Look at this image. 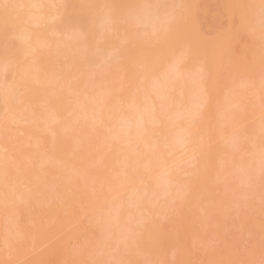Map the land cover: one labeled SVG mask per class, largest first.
<instances>
[{
  "label": "rangeland",
  "instance_id": "374dc122",
  "mask_svg": "<svg viewBox=\"0 0 264 264\" xmlns=\"http://www.w3.org/2000/svg\"><path fill=\"white\" fill-rule=\"evenodd\" d=\"M25 1L0 0V264H264V0Z\"/></svg>",
  "mask_w": 264,
  "mask_h": 264
},
{
  "label": "bare ground",
  "instance_id": "6f19581e",
  "mask_svg": "<svg viewBox=\"0 0 264 264\" xmlns=\"http://www.w3.org/2000/svg\"><path fill=\"white\" fill-rule=\"evenodd\" d=\"M5 1H6V0H5ZM32 1H33V0H32ZM51 1H56V2H61V3L64 2V0H51ZM157 1H158V0H157ZM157 1H155V2H157ZM162 1H163V0H162ZM181 1H183V0H181ZM34 2H35V1L31 2V0H28V1L23 2L21 6H22L23 9H28V10H29L31 7L38 8V7L41 6V4H39V5L37 6V4L34 3ZM48 2H50V1L48 0ZM101 2H102V1H101ZM164 2H165V1H164ZM246 2H247V1H246ZM246 2H245V4H246ZM6 3H7V2H6ZM51 3H52V2H51ZM89 3H91V2H89ZM110 3H111V2H110ZM104 4H105V3H104ZM115 4H116V2H115ZM154 4H155V3H154ZM163 4H164V3H163ZM63 5H64V4H62V7H63ZM109 5H110V4H109ZM101 6H102V5H101ZM64 7H65V6H64ZM111 7H112V9H111ZM139 7H140V6H139ZM250 7H251V6H250ZM113 8H114V7L110 5V9L113 10ZM143 8H144V7H143ZM155 8H156V7H155ZM162 8H163V7H162ZM46 9H47V7H46ZM160 9H161V8H160ZM256 9H257V8H256ZM47 10H48V9H47ZM111 10H109V8H108L107 11L109 12V11H111ZM131 10H132V8H131ZM138 10H139V9H138ZM155 10H157V9H155ZM263 10H264V7H263ZM45 11H46V10H45ZM65 11H66V10H65ZM121 11H122V9H121ZM26 12H27V11H26ZM92 12H93V11H92ZM92 12H91V10H90V14H89V15H91ZM136 12H137V11H136ZM154 12H155V11H154ZM53 13H54V12H53ZM63 13H64V9H61V10H59V11H56L55 14H53L52 18H50V20H52V19H54V18H58V17H60L61 15L64 16ZM120 13H121V12H120ZM141 13H142V12H141ZM36 14H38V13H36ZM66 14H67V12H66ZM68 14H69V13H68ZM68 14H67V15H68ZM92 14H93V13H92ZM94 14H95V13H94ZM94 14H93V15H94ZM106 14H107V13H106ZM124 14H125L126 16H127V15H130V14L135 15L132 11H131V13L129 14V10H125V11H124ZM155 14H156V12H155ZM34 15H35V13H34ZM109 15H110V17H109ZM109 15L107 14V18H106L107 25H108L107 28L109 29L110 32H115V31H117L118 20H115V17L111 16L110 13H109ZM120 15H121V14H120ZM143 15H144V14H143ZM146 15H147V14H146ZM156 15H157V14H156ZM69 16H70V15H69ZM114 16H115V15H114ZM118 16H119V15H118ZM30 17H31V16H30ZM103 17H104V15H103ZM124 17H125V16H124ZM146 17H147V16H146ZM151 17H153V16H151ZM154 17H155V16H154ZM157 17H158V16H157ZM36 18H37V17H36ZM90 18H91V17H90ZM90 18H89V20H90ZM120 18H121V17H120ZM139 18H141V16H140ZM139 18H138V19H139ZM143 18H144V17H143ZM5 19H6V18H5ZM63 19H64V18H63ZM67 19H68V18H67ZM102 19H103V18H102V16H101V22H102ZM117 19H118V18H117ZM132 19H133V18H132ZM135 19H137V18H135ZM147 19H148V18H147ZM65 20H66V19H65ZM65 20H64V21H65ZM91 20H92V19H91ZM154 20H156V18H155ZM161 20H162V19H161ZM165 20H166V19H165ZM260 20H261V19H260ZM26 21H27V20H26ZM64 21H63V22H64ZM99 21H100V20H99ZM108 21H109V24H108ZM116 21H117V23L115 24ZM150 21H151V20H150ZM156 21H157V20H156ZM56 22H57V21H56ZM80 22H81V21H80ZM93 22H94V21H93ZM93 22H90V23H93ZM101 22H99V25L101 24ZM103 22H104V20H103ZM171 22H172V20H171ZM38 23L40 24L41 21H40L39 19H36V20L34 19V20H32V22L29 21V26H26V27L23 28V26H21V24H20V21H19V20H18V21L15 20V21L13 22V25H14L15 27H19V29H20V30H17V33H16V34H18V36L21 37V39H23L24 41H26V43H28V42H29V39H31V34H32V32H33V30L30 28V25H35V24H38ZM64 23H65V22H64ZM112 23H113V24H112ZM144 23H146V21H145V22L143 21V23H141V25L146 26V24H144ZM167 23H168V22H167ZM50 24H51V23H50ZM67 24H68V23H67ZM67 24H66V25H67ZM70 24H71V23H70ZM74 24H75V23H74ZM104 24H105V23H104ZM135 24H136V23H135ZM150 24H151V23H150ZM154 24H155V22H154ZM159 24H161V23H159ZM86 25H87V24H86ZM90 25H92V24H90ZM96 25H97V24H96ZM139 25H140V24H139ZM24 26H25V25H24ZM53 26H54V25H53ZM103 26H104V25H103ZM57 27H58V26H57ZM133 27H134V26H133ZM139 27H140V26H139ZM141 27H142V26H141ZM87 28H88V27H87ZM87 28H86V30H87ZM103 28H104V27H103ZM153 28H154V27H153ZM82 29H83V28H82ZM155 29H156V28H155ZM160 30H161V29H160ZM160 30H159V31H160ZM162 30H163V29H162ZM18 31H19V33H18ZM51 31H52V30H51ZM69 31H70V30H69ZM149 31L151 32V28H150ZM99 32H100V30H99ZM147 32H148V31H147ZM150 32H149V33H150ZM154 32H155V30H154ZM100 33H102V31H101ZM143 33H144V32H143ZM152 33H153V31H152ZM152 33H151V34H152ZM58 34H61V33H58ZM64 34H65V33H63V35H64ZM116 34H117V33H115V35H116ZM156 34H157V31H156ZM61 35H62V34H61ZM6 36H7V34H6ZM9 36H10V35H9ZM9 36H8V37H9ZM18 36H16V38H17ZM35 36H36V35H35ZM57 36H58V35H57ZM91 36H92V35H91ZM97 36H98V35H97ZM99 36H100V35H99ZM123 36H124V35H123ZM43 37H44V36H43ZM121 37H122V36H121ZM124 37H126V36H124ZM74 38H75V37H74ZM77 38H79V37H77ZM88 38H89V37H88ZM90 38H91V37H90ZM34 39H36V38H34ZM43 40H46V39L44 38ZM132 40H133V39H132ZM31 41L33 42V40H31ZM46 41H47V40H46ZM70 41H71V39H70ZM123 41L125 42L126 39H122V42H123ZM34 42H35V41H34ZM48 42H49V41H48ZM60 42H61V41H60ZM122 42H121V43H122ZM61 43H62V42H61ZM119 43H120V42H119ZM121 43H120V44H121ZM187 43H188V42H187ZM40 44H41V43H40ZM50 44H51V43H50ZM65 44H66V43H65ZM125 44H126V43H125ZM125 44H124V46H125ZM129 44H130V43H129ZM26 45H27V44H26ZM63 45H64V44H63ZM68 45H69V44H68ZM81 45H82V44H80V46H81ZM151 45H152V44H151ZM190 45H191V44H190ZM28 46H29V45H28ZM82 46H83V45H82ZM37 47H38V45H33V46H31L30 50L28 49L29 51L27 52V54L32 55V53L34 52V50H36ZM45 47H46V45H45ZM8 48H9V47H8ZM77 48H78V47H77ZM85 48H86V47H85ZM97 48H98V47H97ZM118 48H119V47H118ZM118 48H117V49H118ZM4 49H5V48H4ZM100 49H101V48H100ZM100 49H99V50H100ZM190 49H192V47H191ZM199 49H200V47H199ZM44 50H45V49H44ZM197 50H198V49H197ZM197 50H196V51H197ZM80 51H81V50H80ZM82 51H83V50H82ZM92 51H93V50H92ZM101 51H104V50H101ZM101 51H100V52H101ZM111 51H113V50H111ZM196 51H195V52H196ZM203 51H204V49H203ZM75 52H76V51H75ZM87 52H89V51H87ZM95 52H96V51H95ZM0 53H1V52H0ZM105 53H106V52H105ZM111 53H112V52H111ZM92 54H93V53H92ZM108 54H109V53L107 52V55H108ZM19 55H20V54H19ZM82 55H84V53H83ZM113 55L115 56V54H113ZM48 56H49V55H48ZM92 56H93V55H92ZM98 56H100V55H98ZM105 56H106V54H105ZM195 56H196V55H195ZM25 57H26V56H25ZM83 57H84V56H83ZM112 57H113V56H112ZM32 58H33V57H32ZM34 58H35V57H34ZM89 58H91V57H89ZM89 58L86 57V59H89ZM94 58H95V57H94ZM101 58H102V57H101ZM109 58H110V57H109ZM208 58H209V57H208ZM21 59H22V58H21ZM98 59H99V58H98ZM105 59H106V58H105ZM27 60H29V59H27ZM181 61H182V60H181ZM9 62H10V60H9ZM72 62H73V61H72ZM102 62H103V61H102ZM210 62H211V61H210ZM107 63H108V62H107ZM107 63H106V68H104V69H107V68H108L109 65H107ZM10 64H12V63H10ZM14 64H15V63H14ZM18 64H19V63H18ZM25 64H26V63H25ZM19 65L23 66L22 64H19ZM27 65H28V64H27ZM37 65H39V64H37ZM69 65H70V64H69ZM111 65H112V64H111ZM25 66H26V65H25ZM31 66H32V65H31ZM33 66H34V65H33ZM98 66H99V65H98ZM98 66H97V67H98ZM101 66H102V65H101ZM178 66H179V65H178ZM258 66H259V65H258ZM17 67H19V66H17ZM23 67H24V66H23ZM69 67H70V66H69ZM99 67H100V66H99ZM115 67H116V66H115ZM115 67H114V68H115ZM175 67H176V66H174L173 68H175ZM75 68H76V67H75ZM114 68H111V69H114ZM244 68H245V66H244ZM259 68H260V67H259ZM1 69H2V68H1ZM7 69H8V68H7ZM10 69H11V68H10ZM30 69H31V68H30ZM43 69H44V68H43ZM46 69H47V68H46ZM98 69H99V68H98ZM101 69H102V68H101ZM169 69H170V68H169ZM171 69H172V66H171ZM221 69H222V68H221ZM256 69H257V68H256ZM12 70H13V69H12ZM38 70H39V69H38ZM173 70H174V69H173ZM175 70H176V69H175ZM179 70H180V69H179ZM222 70H223V69H222ZM17 71H19V70H17ZM26 71H27V68H26ZM98 71H99V70H98ZM98 71H97V73H98ZM108 71H109V75H110V73H111L110 71H111V70H108ZM108 71H107V73H108ZM204 71L207 72V70H204ZM7 72H8V71H7ZM42 72H43V70H42ZM113 72H114V71H113ZM169 72H170V71H169ZM177 72H178V69H177ZM177 72H176V73H177ZM180 72H182V71L180 70ZM214 72L217 73L218 70L215 69ZM14 73H15V72H14ZM23 73H24V72H23ZM23 73H22V74H23ZM29 73H30V72H29ZM33 73H34V72H33ZM46 73H47V71H46ZM95 73H96V72H94V74H95ZM97 73H96V74H97ZM105 73H106V71H105ZM165 73H166V72H165ZM172 73H173V72H172ZM174 73H175V72H174ZM26 74H27V72H26ZM43 74L45 75L44 72H43ZM47 74H48V73H47ZM103 74H104V72H103ZM112 74H113V73H112ZM189 74H190V73H189ZM202 74H203V73H201V75H202ZM204 74H205V72H204ZM166 75H168V74H166ZM174 75H175V74H174ZM196 75H198V74H196ZM201 75H200V76H201ZM25 76H26V75H25ZM49 76H50V75H49ZM107 76H108V75H107ZM110 76H111V75H110ZM115 76H116V73H115ZM163 76H164V74H163ZM168 76H169V75H168ZM179 76H180V77H183L180 73H179ZM179 76H178V77H179ZM44 77H45V76H44ZM193 77H196V76H193ZM35 78H36V79H34V81L37 82V80H38V82H39V80H40L39 77L37 78V77L35 76ZM45 78H46V77H45ZM92 78H93V76H92ZM92 78H91V79H92ZM201 78H202V77H201ZM1 79H2V78H1ZM22 79H26V77H23ZM27 79H28V78H27ZM41 79H42V78H41ZM98 79H99V78H98ZM162 79H163V78H162ZM11 80H12V79H11ZM11 80H10V81H11ZM28 80H31V77H29ZM42 80H43V79H42ZM172 80H174V79H172ZM175 80H176V79H175ZM180 80H181V78H180ZM182 80L184 81V79H182ZM195 80H197V79H195ZM25 81H26V80H25ZM46 81H47V80H46ZM51 81H52V80H51ZM97 81H98V80H97ZM100 81H101V80H100ZM156 81H157V80H156ZM178 81H179V78H178ZM192 81H193V80H192ZM247 81H248V78H247ZM249 81H250V80H249ZM43 82H44V80H43ZM86 82H87V81H86ZM14 83H15V82H14ZM39 83L42 84L41 82H39ZM52 83H53V82H52ZM111 83H112V82H111ZM169 83H170V82H169ZM199 83L201 84V82H199ZM199 83H198V84H199ZM0 84H1V83H0ZM33 84H34V83H33ZM159 84H160V83H159ZM190 84L192 85L193 83H189V85H190ZM26 85H27V84H26ZM50 85H51V84H50ZM85 85H86V84H85ZM170 85H171V84H170ZM184 85H185V84H184ZM203 85H204V84H202V86H203ZM215 85H217V83H215ZM245 85H246V83H245ZM248 85H249V84H248ZM261 85H262V84H261ZM30 86H31V85H30ZM35 86H36V85H35ZM46 86H47V85H46ZM94 86H95L94 84H93V87L90 86L91 89L94 88ZM161 86H162V84H161ZM161 86H160V87H161ZM195 86H196V85H195ZM237 86H238V85H237ZM155 87H156V85H155ZM197 87H198V86H197ZM5 88H6V87H5ZM34 88H35V87H34ZM201 88H202V87H201ZM203 88H205V86H204ZM216 88L218 89V88H220V87H216ZM216 88H215V89H216ZM6 89H7V88H6ZM8 89H9V88H8ZM108 89H109V88H108ZM186 89H187V88H186ZM228 89H229V88H228ZM259 89H260V88H259ZM259 89H258V90H259ZM36 90H37V89H36ZM203 90H204V89H203ZM245 90H246V88H245ZM1 91H2V88H1ZM19 91H20V90H19ZM32 91H33V90L30 91V93H29L28 96L32 97V96L34 95ZM178 91H179V90H178ZM218 91H219V90H218ZM7 92H8V91H7ZM12 92H13V91H12ZM14 92H15V91H14ZM169 92H170V91H169ZM200 92H201V91H200ZM234 92H235V91H234ZM0 93H1V92H0ZM8 93H9V92H8ZM8 93H7V94H8ZM18 93H19V92H18ZM27 93H28V92H27ZM27 93H26V94H27ZM148 93H149V92H148ZM154 93H155V92H154ZM163 93H164V90H163ZM163 93H162V94H163ZM150 94H151V93H150ZM158 94H159V93H157V96L159 97ZM175 94H176V93H175ZM180 94H181V93H180ZM200 94H201V93H200ZM20 95H21V94H20ZM231 95H232V94H231ZM6 96H7V95H6ZM24 96H25V95H24ZM44 96H46V95H44ZM200 96H201V95H200ZM12 97H13V96H12ZM234 97H235V96H234ZM16 98H17V97H16ZM16 98H15V99H16ZM44 98H45V97H43V101L41 100L42 102H45V101H44ZM55 98H56V97H55ZM15 99H14V100H15ZM27 99H28V98H27ZM100 99H101V98H100ZM103 99H104V98H103ZM17 100H18V99H17ZM71 100H72V99H71ZM197 100H198V98H197ZM229 100H230V99H229ZM66 101H67V100H66ZM69 101H70V100H69ZM100 101H101V100H100ZM198 101H199V100H198ZM201 101H203V103H200V101H199V103H200L199 105L196 104V103H197V101H196V103H195V104H196V107H195L196 109L193 108V110H197V111H193V113H197L198 111L200 112V114H203V113H204L207 104H206V101H205L204 99L201 100ZM204 101H205V102H204ZM233 101H234V100H233ZM47 102H48V101H46L45 104H47ZM93 102H94V101H93ZM177 102H178V100H177ZM226 102H228V101H226ZM236 102H237V101H236ZM11 103H12V102H11ZM36 103H39V102L36 101ZM69 103H70V102H65V104H67V106L70 105ZM103 103H104V102H103ZM146 103H147V102H146ZM161 103H162V102H161ZM169 103H170V102H169ZM3 104H4V103H3ZM68 104H69V105H68ZM82 104H83V103H82ZM157 104H158V103H157ZM177 104H178V103H177ZM180 104H181V102H180ZM22 105H23V104H22ZM62 105H63V104H62ZM62 105H61V106H62ZM77 105L79 106V104H77ZM77 105H75V106H77ZM102 105H103V104H102ZM104 105H105V103H104ZM104 105H103V107H104ZM178 105H179V104H178ZM40 106H41V104H40ZM43 106H45V105H43ZM64 106H65V105H64ZM83 106H84V105H83ZM99 106H100V105H99ZM99 106H98V107H99ZM193 106H194V104H193ZM45 107H46V106H45ZM53 107L55 108L56 106H53ZM58 107H59V106H58ZM70 107H71L72 110L69 108L70 110H69V111L66 110V111H68L67 114L72 115V114L75 112V110L73 111V108H72L71 105H70ZM151 107H152V108H151ZM151 107H150L151 109H150V108H147V109H149L148 111L145 110V113H146V114H148V113H153V109H154L153 107H154V106H151ZM182 107H183V106H182ZM8 108H9V107H8ZM46 108H48V107H46ZM51 108H52V106H51ZM51 108H50V106H49V109H51ZM59 108H60V107H59ZM75 108H76V107H75ZM75 108H74V109H75ZM84 108H85V106H84ZM101 108H102V107H101ZM162 108H163V107H162ZM64 109H65V108H64ZM66 109H67V108H66ZM81 109H82V108H81ZM92 109H93V108H92ZM99 109H100V108H99ZM104 109H105V108H104ZM189 109H190V108H189ZM28 110H29V108H28ZM51 110L53 111V109H51ZM76 110H78V109H76ZM150 110H152V111L149 112ZM13 111H14V110H13ZM17 111L19 112V110H17ZM24 111H25V110H24ZM79 111H80V110H79ZM101 111H102V110H101ZM103 111H104V110H103ZM146 111H147V112H146ZM14 112H16V110H15ZM14 112H13V113H14ZM26 112H27V111H26ZM29 112H30V111H29ZM104 112H105V111H104ZM187 112H188V111H187ZM11 113H12V112H11ZM11 113H10V114H11ZM27 113H28V112H27ZM30 113H31V112H30ZM65 113H66V112H65ZM84 113H85V111H84ZM140 113H141V112H140ZM189 113H191V112H189ZM193 113H192V114H193ZM230 113H231V112H230ZM67 114H66V115H67ZM75 114H76V112H75ZM77 114H78V113H77ZM79 114H80V113H79ZM79 114H78V115H79ZM93 114H95V113H93ZM132 114H134V113H131V115H132ZM178 114H179V113H178ZM186 114H187V113H186ZM12 115H14V114H12ZM36 115H37V114H36ZM55 115H56V114H55ZM99 115H100V114H99ZM141 115H142V114H141ZM141 115H140V116H141ZM144 115H145V114H143L140 118H138V119L134 122V124H133V121L130 120V121H132L130 124L128 123V124L130 125V126L128 125V127H130V128H127V127L125 128V129H127L126 131H133V132H132V133H133V137H134L135 135H136V136H139V134L142 135L143 133L146 134V133L149 131V130L146 131V130H145L146 128H145V126L143 125V123L146 122V121H145L146 118L144 117ZM156 115H157V113H156ZM156 115H155V117L153 116V118H152V119H154V120L150 119V118H151V117H150V118H149V121H150V122H151V121L155 122V123L152 124V125L159 126V125H160V121L158 120L159 118H157ZM179 115H180V114H179ZM195 115H196V114H195ZM197 115H198V113H197ZM8 116H9V115H8ZM8 116L6 117L7 119H8ZM104 116H105V114H104ZM106 116H107V114H106ZM134 116H135V115H134ZM231 116H232V115H231ZM25 117H26V116H25ZM33 117H34V116H33ZM54 117H55V116H54ZM57 117H58V115H57ZM92 117H93V116H92ZM96 117H97V116H96ZM131 117H133V116H131ZM226 117H228V116H226ZM128 118H129V117H128ZM128 118H126V119H128ZM144 118H145V119H144ZM156 118H157V120H155ZM18 119H19V118H18ZM31 119H32V117H31ZM56 119H57V118H56ZM59 119H60V118H59ZM90 119H91V118H90ZM105 119H106V118H105ZM129 119H130V118H129ZM131 119H132V118H131ZM135 119H136V117H135ZM179 119H180V118H179ZM188 119H189V118H188ZM195 119H196V118H195ZM48 120H49V119H48ZM78 120H80V119H78ZM124 120H125V119H124ZM216 120H217V119H216ZM32 121H33V120H32ZM32 121H31V122H32ZM51 121H52V120H51ZM130 121H129V122H130ZM187 121H188V120H187ZM224 121H225L224 118H219V117H218V120L215 121L214 126H216L217 124H225ZM75 122H76V121H75ZM147 122H148V121H147ZM176 122H177V121H176ZM191 122L194 123L193 120H192ZM213 122H214V121H213ZM213 122H212V123H213ZM23 123H24V122H23ZM71 123H72V122H71ZM80 123H81V122H80ZM82 123H83V122H82ZM178 123H179V122H178ZM178 123H176V124H178ZM193 123H191V124H193ZM35 124H36V123H35ZM215 124H216V125H215ZM78 125H79V124H78ZM133 125H135V126H133ZM137 125H139L140 127H138ZM165 125H166V124H165ZM30 126H31V125H30ZM33 126H34V125H33ZM131 126H132V127H131ZM142 126H144V127H142ZM182 126H183V125H182ZM187 126H188V125H187ZM238 126H239V125H238ZM76 127H77V126H76ZM76 127H75V128H76ZM134 127H135V128H134ZM136 127H138L139 131H138V129H137ZM175 127H176V126H175ZM210 127H211V126H210ZM61 128H62V127H61ZM89 128H90V127H89ZM132 128L135 129V130H133ZM140 128H145V129H140ZM164 128H165V126H164ZM182 128H183V127H182ZM182 128H181V129H182ZM185 128H186V127H185ZM79 129H80V128H79ZM129 129H130V130H129ZM150 129H151V128H150ZM62 130H63V129H62ZM83 130H84V129H83ZM86 130H87V128H86ZM151 130H152V129H151ZM153 130H154V129H153ZM153 130H152V131H153ZM209 130H210V129H209ZM209 130H208V131H209ZM126 131H125V132H126ZM135 131H136V133H138V134H134ZM155 131H157V129H156ZM57 132H59V131H57ZM63 132H64V131H63ZM181 132H183V131H181ZM204 132H205V131H204ZM221 132H222V131H221ZM221 132H220V133H221ZM59 133H60V132H59ZM82 133H83V132H82ZM126 133L129 134L130 132H126ZM148 133H149V132H148ZM163 133H164V132H163ZM194 133H195V131L193 132V134H194ZM209 133H210V132H209ZM63 134H64V133H63ZM66 134H67V133H66ZM77 134H78V133H77ZM160 134H161V133H160ZM168 134H169V133H168ZM205 134H206V133H205ZM205 134H203L202 137H203L204 139H207L209 136H207V135L205 136ZM72 135H73V134H72ZM152 135H153V134H152ZM65 136H66V135H65ZM77 136H78V135H77ZM90 136H91V135H90ZM237 136H238V135H237ZM69 137H70V136H69ZM83 137H84V136H83ZM129 137H130V136H129ZM177 137H178V136H177ZM179 137H180V136H179ZM223 137H224V136H223ZM61 138H62V137H61ZM70 138H71V137H70ZM72 138H74V137H72ZM76 138H77V137H76ZM123 138H124V137H122V139H120V137H119V136L117 137V135H116V137L113 138V139H115L116 141H117L118 139L124 141L125 138H124V139H123ZM140 138H142V137H140ZM151 138H152V137H151ZM170 138H171V137H170ZM186 138H187V139H186ZM186 138H185V140L183 139L182 141H180L181 143H180V145H179L180 148H182V150L184 149L185 151H186V150H189V149L192 148L191 140L188 139V137H186ZM84 139H85V137H84ZM148 139H149V138H148ZM64 140H65V139H64ZM64 140H63V143H64ZM77 140H78V138H77ZM82 140H83V139H82ZM125 140L127 141L128 139H125ZM176 140H177V139H176ZM202 140H203V139H202ZM59 141H60V140H59ZM79 141H80V139H79ZM88 141H89V140H88ZM123 141H122V142H123ZM126 141H124V142L126 143ZM147 141H148V140H147ZM147 141H146V142H147ZM80 142H82V141H80ZM80 142H78V143H80ZM83 142H84V141H83ZM127 142H130V141H127ZM132 142H133V141H132ZM142 142H143V141H142ZM174 142H175V141H174ZM60 143H61V142H60ZM117 143H118V142H117ZM140 143H141V142H140ZM205 143H206V142H205ZM32 144H33V143H32ZM32 144H31V145H32ZM37 144H38V143H37ZM121 144H122V143H121ZM123 144H124V143H123ZM134 144H135V143H134ZM135 145H136V144H135ZM79 146H80V145H79ZM97 146H98V145H97ZM6 147H7V146H3V147L1 146L0 150H4V149H6ZM40 147H41V146H40ZM80 147H81V146H80ZM99 147H100V146H99ZM95 148H96V147H95ZM170 148H171V147H170ZM7 149H8V147H7ZM95 150H96V149H95ZM128 150H129V149H128ZM132 150H133V149H132ZM184 150H183V151H184ZM138 151H139V150H138ZM151 151H152V150H151ZM126 152H127V151H126ZM181 152H182V151H181ZM194 152H195V153H192V157H193L195 160L198 161L197 158H198V155L200 154V151H199V150H195ZM0 153H1V152H0ZM148 153H150V152L148 151ZM168 153H169V152H168ZM168 153H167V154H168ZM186 153H187V152H186ZM170 155H172V154H170ZM190 155H191V154H190ZM153 156H154V155H153ZM157 156H158V155H157ZM221 156H222V155H221ZM125 157H126V156H125ZM166 157H167V156H166ZM173 157H174V156H173ZM222 157H223V156H222ZM193 158H192V160H193ZM173 159H174V158H173ZM28 160H29V159H28ZM137 160H138V159H137ZM179 160H180V159H179ZM190 160H191V158H190ZM125 161H126V160H125ZM226 161H227V160H226ZM146 162H147V161H146ZM173 162H176V161H173ZM188 162H189V161H188ZM222 162H225V160H222ZM222 162H221V163H222ZM228 162H229V161H228ZM0 163H2V162H0ZM46 163H47V162H46ZM122 163H123V162H122ZM218 163H220V162H218ZM26 164H27V163H26ZM40 164H41V163H40ZM44 164H45V163H44ZM51 164H53V162H51ZM110 164L112 165V161H111ZM143 164H144V163H143ZM172 164H173V163H172ZM175 164H176V163H175ZM213 164H214V163H213ZM27 165H28V164H27ZM70 165H71V164H70ZM116 165H117V164H116ZM119 165H120V164H119ZM173 165H174V164H173ZM4 166H5V165H4ZM122 166H123V165H122ZM126 166H127V165H126ZM143 166H144V165H143ZM167 166L169 167V165H167ZM167 166H166V164L164 163V164H163V167H162V169H161V175H164V174H165V178H166V174H168V172L171 170V167H170V169H169V168H167ZM223 166H224V165H222V168H223ZM225 166H226V165H225ZM235 166H236V165H235ZM71 167H72V169H74L73 166H70V168H71ZM148 167H149V166H148ZM165 167H166V168H165ZM233 167H234V166H233ZM116 168H117V167H116ZM123 168H124V167H123ZM2 169H4V168L2 167ZM146 169L148 170L149 168H146ZM153 169H154V168H153ZM229 169H230V167H229ZM258 169H259V168H258ZM6 170H7V169H6ZM18 170H20V169L18 168ZM69 170H70V169H69ZM147 170H146V171H147ZM156 170H157V169H156ZM172 170H174V169H172ZM220 170H221V169H220ZM227 170H228V169H227ZM21 171H22V170H21ZM130 171H131V170H130ZM152 171H153V170H152ZM152 171H150V169H149V171H147V173H148V174H147V175H148L147 178H148V179H150V178L153 179V173H152ZM231 171H232V170H231ZM0 172H1V170H0ZM3 172H4V171H3ZM38 172H39V171H38ZM218 172H219V171H218ZM259 172H260V171H259ZM16 173H17V171L15 172V174H16ZM45 173H46V172H45ZM159 173H160V172H159ZM222 174H223V173H222ZM222 174L220 173V175H222ZM228 174H229V173H228ZM73 176H74V175H73ZM125 176H126V175H125ZM168 176H170V175H168ZM168 176H167V177H168ZM222 176H223V175H222ZM226 176H227V173H226ZM2 177H3V176H2ZM7 177H8V176H7ZM121 177H122V176H121ZM154 177H155V176H154ZM156 177H158V176H156ZM160 177H162V176H160ZM18 178H20V177H18ZM158 178H159V177H158ZM215 178H216V177H215ZM123 179H124V178H123ZM163 179H164V178H163ZM170 179H171V178H170ZM13 180H14V178H13ZM114 180H115V179H114ZM154 180H155V179H154ZM164 180H165V179H164ZM164 180H163V181H164ZM221 180H222V179H221ZM101 181H102V180H101ZM117 181H118V180H117ZM132 181H133V180H132ZM169 181H170V180H169ZM171 181H172V180H171ZM32 182L34 183V181H32ZM118 182H119V181H118ZM118 182H117V183H118ZM125 182H126V181H125ZM156 182H157V181H156ZM156 182H155V183H156ZM167 182H168V181H167ZM108 183H109V182H108ZM119 183H121V182H119ZM123 183H124V181L122 180V184H123ZM142 183H143V182H142ZM148 183H149V182H148ZM155 183H154V184H155ZM158 183H159V182H158ZM158 183H157V184H158ZM104 184H105V183H104ZM137 184H138V183H137ZM166 184H167V183H166ZM5 185H6V184H5ZM123 185H124V184H123ZM143 185L146 186V187L143 186V188L141 189V192H139V193H143V194H145L146 192H148V188H147V185H148V184H147V182H144ZM12 186H13V184H12ZM23 186H24V184H23ZM119 186H120V185H119ZM121 186H122V185H121ZM157 186H158V185H157ZM164 186H165V185H164ZM29 187H30V186H29ZM154 187H156V186H154ZM31 188H32V186H31ZM125 188H126V189H125ZM125 188H124L125 190L128 189L127 187H125ZM152 188H153V187H152ZM158 188H159V187H157V189H158ZM6 189H7V188H6ZM135 189H136V188H135ZM219 189H220V188H219ZM162 190H163V189H162ZM129 191H130V190H129ZM133 191H134V190H133ZM136 191H137V190H136ZM151 191H153V190H151ZM41 192H42V191H41ZM21 193H22V192H21ZM111 193H113V192H111ZM111 193H110V194H111ZM116 193H117V192H116ZM24 194H25V193H24ZM134 194H135V193H134ZM20 195H21V194H20ZM131 195H132V194H131ZM136 195H137V194H136ZM136 195H135V196H136ZM24 196H26V195H24ZM24 196H23V198H24ZM115 196H116V195L113 194L112 197H115ZM178 196H179V195H178ZM44 197H45V196H44ZM158 197H159V196H158ZM147 198H148V197H147ZM153 198H154V197H153ZM153 198H152V199H153ZM110 199H111V198H110ZM112 199H114V198H112ZM150 199H151V198H150ZM26 200H27V199H26ZM129 200L132 201L131 199H129ZM136 200H137V199H136ZM136 200H135L134 202H136ZM138 200H139V199H138ZM42 201H43V200H42ZM103 202H104V201H103ZM148 202H149V201H148ZM151 202H152V200H151ZM139 203H140V202H139ZM99 204H100V203H99ZM128 204H129V203H128ZM128 204H127V205H128ZM147 204H148V203H147ZM134 205H135V204H134ZM139 206H141V205H139ZM91 207H92V206H91ZM99 207H100V206H99ZM129 207H130V206H129ZM96 208H97V207H96ZM124 208H125V207H124ZM127 208H128V207H127ZM140 209H141V208H140ZM147 209H149V208H147ZM147 209H146V211H147ZM93 210H94V208H93ZM93 210H90V211H93ZM136 211H137V210H136ZM143 211H144V210H143ZM148 211H149V210H148ZM112 212H113V211H112ZM116 212H117V211H116ZM123 212H124V211H123ZM141 212H142V211H141ZM83 213H84V211H83ZM113 213H114V212H113ZM148 214H150V213H148ZM102 215H103V214H102ZM112 215H113V214H112ZM146 215H147V214H146ZM105 216H106V215H105ZM108 216H109V215H108ZM123 216H124V215H123ZM129 216H130V215H129ZM129 216H128V217H129ZM134 216H135V215H134ZM138 216H139V215H138ZM140 216H141V214H140ZM142 216H144V215H142ZM101 217H102V216H101ZM102 218H103V217H102ZM102 218H100V220H101ZM104 218H105V217H104ZM115 218H116V217H115ZM115 218H113V219H115ZM117 218H118V217H117ZM130 218H131V217H130ZM138 218H139V217H138ZM141 219H142V218H141ZM111 220H112V219L110 218V221H111ZM123 220H124V219H123ZM127 220H128V219H127ZM130 220H132V219H130ZM13 221H14V220H13ZM105 221H106V219H105ZM108 221H109V220H108ZM134 221H135V220H134ZM142 221H143V220H142ZM102 222H103V221H102ZM113 222H114V221H112V223H113ZM131 222H132V221H131ZM135 222H136V221H135ZM116 223H117V222H116ZM116 223H113V224H116ZM125 223H126V222H125ZM98 224H100V223H98ZM102 224H103V223H102ZM105 224H106V223H105ZM108 224H110V223H108ZM117 224H119V223H117ZM12 225H13V224H12ZM122 225H123V224H122ZM122 225H121V226H122ZM96 226H97V225H96ZM109 226H110V225H109ZM111 226H112V225H111ZM115 226H118V225H114V227H115ZM134 226H135V225H134ZM137 226H140V225H137ZM137 226H136V227H137ZM102 227H103V226H102ZM107 227H108V226H107ZM142 227H143V228L145 227V223H144L143 226H141V229H142ZM112 228H113V227H112ZM118 228H119V226H118ZM129 229H130V228H129ZM115 230H116V229H115ZM120 231L122 232L123 230L120 229ZM121 232H120V233H121ZM124 232H126V230H125ZM131 232H132V231H131ZM131 232H129V233H131ZM116 233H117V232H116ZM126 233H127V232H126ZM117 234H118V233H117ZM117 234H116V235H117ZM134 235H135V234H134ZM128 236H129V235H128ZM130 237H131V236H130ZM116 238H117V237H116ZM119 238H120V237H119ZM122 238H123V237H122ZM135 238H136V237H135ZM106 239H107V238H106ZM124 239H125V238H124ZM111 240H112V239H111ZM118 240H119V239H118ZM133 241H134V240H133ZM6 242H7V241H6ZM135 242H136V241H135ZM125 244H126V243H125ZM6 245H8V244H6ZM116 245H117V244H116ZM120 245H121V244H120ZM120 245H119V246H120ZM123 245H124V244H123ZM134 245H135V244H134ZM126 246H127V245H126ZM115 250H116V249H115ZM115 259H116V258H115ZM129 259H130V258H129ZM120 262H121V261H120Z\"/></svg>",
  "mask_w": 264,
  "mask_h": 264
}]
</instances>
